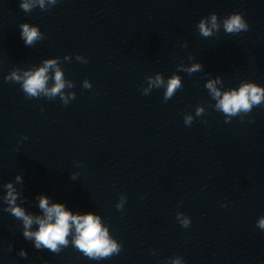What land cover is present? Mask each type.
Returning a JSON list of instances; mask_svg holds the SVG:
<instances>
[{"label": "clouds", "instance_id": "1", "mask_svg": "<svg viewBox=\"0 0 264 264\" xmlns=\"http://www.w3.org/2000/svg\"><path fill=\"white\" fill-rule=\"evenodd\" d=\"M51 4H56L57 0H48ZM45 9V0H22L20 7L25 12H31L35 7ZM211 28L208 27L205 19H201L198 24L199 33L208 37L212 35V29L219 30L220 25L217 21V14H210ZM21 38L26 46H33L34 42L40 40L41 34L38 27L31 26L29 23L20 25ZM249 28L248 23L240 13H232L223 20V29L228 34H238L242 31H247ZM65 59H69L65 57ZM77 59L80 56L77 55ZM54 69V83L49 88L48 81L49 70ZM199 64H194L191 68L187 69L189 73L198 71ZM7 81L19 83L23 92L28 98H39L41 96L48 99H55L57 96L61 101L67 105L71 99L75 98V92L65 93L66 86L72 88L73 84L66 82L63 77V72L58 67L57 59H47L43 61V65L34 69L25 71L21 76L17 71L11 72L6 76ZM218 81L209 80L206 84L210 90L213 98H218L216 110L221 111L225 117L226 122L230 121L231 117L237 116L240 113L248 114L252 111L253 106H260L264 104V89L253 84H242L239 90L233 89L231 91L221 92L215 87ZM149 84L159 88L164 85L163 79L157 75L155 81L149 79ZM92 85L85 80L84 88L90 89ZM181 87L179 77L173 76L168 80L166 90L164 91V101L167 102L174 96L177 89ZM147 95V91L144 93ZM203 113L202 108H197L196 115L200 116ZM193 122L192 116H185L184 123L191 125ZM17 181L20 177H16ZM7 195L3 198L8 205L4 210L12 214L15 218L23 222V236L25 239L33 240L36 249H47L53 253H59L61 248L69 245V236H72L71 244L80 251L84 256L93 260H101L110 258L114 254L121 251V245L114 239L110 238L108 229L101 223L98 215L91 212L86 214H73L67 210L61 203H49V198L45 195L39 196V209L42 210L43 215H32L26 213L24 208L17 205L18 193L11 183L5 185ZM117 209L123 208V202L116 205ZM181 217H183L181 219ZM177 220L183 227H188L190 219L183 213H177ZM38 225V229L33 231L32 225ZM257 227L264 230V215L260 216L257 221ZM21 256H26L27 253L21 250ZM45 264H48L46 261ZM173 264H181V260L177 257Z\"/></svg>", "mask_w": 264, "mask_h": 264}]
</instances>
